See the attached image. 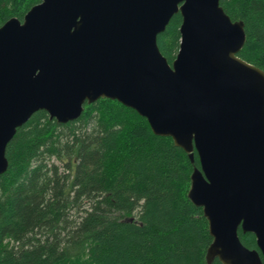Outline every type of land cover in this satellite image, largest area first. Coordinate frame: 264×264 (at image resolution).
Instances as JSON below:
<instances>
[{
  "label": "water",
  "instance_id": "obj_1",
  "mask_svg": "<svg viewBox=\"0 0 264 264\" xmlns=\"http://www.w3.org/2000/svg\"><path fill=\"white\" fill-rule=\"evenodd\" d=\"M178 13L170 64L158 35ZM246 39L220 0H42L0 26V175L36 112L68 123L86 104L118 101L192 163L197 153L188 197L209 224L208 261L264 264V70L238 56Z\"/></svg>",
  "mask_w": 264,
  "mask_h": 264
},
{
  "label": "trees",
  "instance_id": "obj_2",
  "mask_svg": "<svg viewBox=\"0 0 264 264\" xmlns=\"http://www.w3.org/2000/svg\"><path fill=\"white\" fill-rule=\"evenodd\" d=\"M42 0H0V26ZM244 21L238 56L264 70V0H220ZM181 13L158 35L169 63L181 43ZM0 175V264H222L203 209L188 197L195 162L170 137L118 101L86 104L59 123L38 111L6 149ZM239 237L257 249L256 237Z\"/></svg>",
  "mask_w": 264,
  "mask_h": 264
}]
</instances>
